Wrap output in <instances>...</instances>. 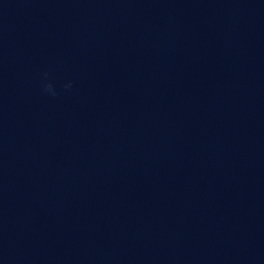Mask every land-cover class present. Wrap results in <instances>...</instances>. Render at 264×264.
<instances>
[{
	"label": "clouds",
	"instance_id": "9594fccd",
	"mask_svg": "<svg viewBox=\"0 0 264 264\" xmlns=\"http://www.w3.org/2000/svg\"><path fill=\"white\" fill-rule=\"evenodd\" d=\"M45 76H47V74H45ZM65 88H71V83L66 84V85H65ZM44 90H45L47 93H49L50 95H52V96H56V95H57V93H56V91H55V89L53 88V86H52L51 83H47V84H45V85H44Z\"/></svg>",
	"mask_w": 264,
	"mask_h": 264
}]
</instances>
